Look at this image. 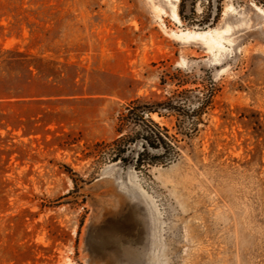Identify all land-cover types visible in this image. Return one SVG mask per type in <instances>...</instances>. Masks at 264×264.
<instances>
[{
	"label": "rangeland",
	"instance_id": "1",
	"mask_svg": "<svg viewBox=\"0 0 264 264\" xmlns=\"http://www.w3.org/2000/svg\"><path fill=\"white\" fill-rule=\"evenodd\" d=\"M170 2L0 0V264H264V0ZM183 88L216 92L177 161L94 154Z\"/></svg>",
	"mask_w": 264,
	"mask_h": 264
},
{
	"label": "trees",
	"instance_id": "2",
	"mask_svg": "<svg viewBox=\"0 0 264 264\" xmlns=\"http://www.w3.org/2000/svg\"><path fill=\"white\" fill-rule=\"evenodd\" d=\"M216 88L176 89L166 95H150L131 100L116 117L117 136L98 142L94 154L103 160L135 168L169 165L184 154L182 142H191L204 123ZM175 117V133L155 120Z\"/></svg>",
	"mask_w": 264,
	"mask_h": 264
},
{
	"label": "bare ground",
	"instance_id": "3",
	"mask_svg": "<svg viewBox=\"0 0 264 264\" xmlns=\"http://www.w3.org/2000/svg\"><path fill=\"white\" fill-rule=\"evenodd\" d=\"M171 6H172V17L180 22V16L178 14V2L180 0H170ZM152 8L154 12L156 13L157 17L163 21L162 19V13H165L164 9L160 6L153 4ZM259 9V8H258ZM259 11H262L259 9ZM264 12V11H263ZM230 28L223 30L218 29H208V30H189V29H182L179 31H172V35L176 36L179 39L182 40H199L202 41L204 44L209 46L212 49H218L220 50L224 45V33L229 32ZM154 118H157L155 115Z\"/></svg>",
	"mask_w": 264,
	"mask_h": 264
}]
</instances>
